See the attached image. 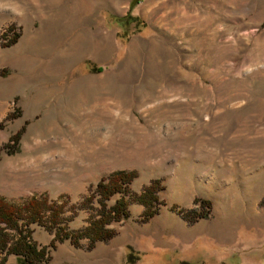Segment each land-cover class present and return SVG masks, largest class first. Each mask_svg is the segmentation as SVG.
I'll list each match as a JSON object with an SVG mask.
<instances>
[{
  "label": "rangeland",
  "instance_id": "obj_1",
  "mask_svg": "<svg viewBox=\"0 0 264 264\" xmlns=\"http://www.w3.org/2000/svg\"><path fill=\"white\" fill-rule=\"evenodd\" d=\"M130 1L0 0V197L65 203L54 247L28 225L44 264H264V0H140L122 33ZM119 170L128 215L89 248Z\"/></svg>",
  "mask_w": 264,
  "mask_h": 264
},
{
  "label": "trees",
  "instance_id": "obj_2",
  "mask_svg": "<svg viewBox=\"0 0 264 264\" xmlns=\"http://www.w3.org/2000/svg\"><path fill=\"white\" fill-rule=\"evenodd\" d=\"M140 0H131L125 17H112L111 20L117 25L123 33L130 23L135 25L137 30H141L143 23L136 15H131V8ZM16 35L8 44L15 42ZM96 67L93 70H99ZM134 171H114L107 176L100 177L95 184L97 202L100 207V215L90 221V223L76 234L78 237L88 238V247H93L96 241L108 240L115 231L105 225L119 221L128 215L127 201L119 198L111 206L106 205V200L117 192H123L128 189V183L135 177ZM159 181L155 180L147 185L143 192L138 195L137 200L144 205L143 217H151L155 211L151 208V200L157 197L160 190ZM196 201H198L196 199ZM200 204L209 205L208 200H200ZM65 211L64 202H54L48 200L45 196H31L24 199L21 203H12L5 201L0 197V252L4 255L0 258V264L5 261V254L15 255L16 264H44L47 260V249L44 246L38 247L29 239L30 233L28 225L32 222H44V225L51 230L53 226L60 225V229L65 231L59 233L55 231L50 240V246L54 247L57 240L71 236V232L60 224L63 220ZM11 231V232H10Z\"/></svg>",
  "mask_w": 264,
  "mask_h": 264
},
{
  "label": "crops",
  "instance_id": "obj_3",
  "mask_svg": "<svg viewBox=\"0 0 264 264\" xmlns=\"http://www.w3.org/2000/svg\"><path fill=\"white\" fill-rule=\"evenodd\" d=\"M120 0H118V2H119Z\"/></svg>",
  "mask_w": 264,
  "mask_h": 264
}]
</instances>
